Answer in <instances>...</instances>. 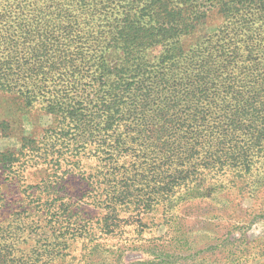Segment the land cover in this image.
<instances>
[{
    "label": "trees",
    "instance_id": "1",
    "mask_svg": "<svg viewBox=\"0 0 264 264\" xmlns=\"http://www.w3.org/2000/svg\"><path fill=\"white\" fill-rule=\"evenodd\" d=\"M0 94L53 117L0 152L45 171L8 222L0 193V264H79L75 241L85 264H190L182 209L248 197L264 219V0H0ZM216 246L191 264H264V238Z\"/></svg>",
    "mask_w": 264,
    "mask_h": 264
},
{
    "label": "rangeland",
    "instance_id": "2",
    "mask_svg": "<svg viewBox=\"0 0 264 264\" xmlns=\"http://www.w3.org/2000/svg\"><path fill=\"white\" fill-rule=\"evenodd\" d=\"M219 21L218 18L213 19L208 29L213 30ZM116 58H118L117 55H111L112 63ZM2 122L4 123L1 124ZM52 122L53 117L40 109H31L30 112L19 111L17 101L12 95L0 94V152L10 150L17 152L22 147L24 136H39L43 133L44 128L53 124ZM39 169L40 166H32V157H28L24 165L16 163L13 167H0V193L4 199L3 216L6 217L4 219L6 222H8L7 215L10 212L17 213L26 210V208L30 209L31 205L27 204L29 199L25 200V195L32 192V187H30L32 182H36L37 179L45 175V171ZM69 177L71 180L67 192L63 194H67L68 198L79 200L82 189L79 184L81 180L78 176L70 175ZM234 204L237 205L228 208H213L211 204L202 203L188 210L180 211L184 229L191 231L192 237H190L191 241L189 238L188 244L182 242L178 247L179 261L191 264L199 258L206 260L220 258L223 255L224 244L221 247H215V245L224 243L227 236L240 240V243H243L245 236L250 240L264 238V219L257 217L258 213L250 210L254 206V200L244 197L234 201ZM84 207L89 206L84 205ZM92 211L90 209L88 213H92ZM206 214L209 215L206 217ZM164 231L165 226L162 225L158 234H163ZM106 242L109 241L106 240ZM121 247L120 251L122 252H118V254L111 252L109 258L105 257L107 264H137L136 262L140 260L152 258L139 250ZM80 250H82L81 241H75L69 251L77 255L76 261L81 259L79 264H85L87 256H82ZM69 262L70 255L65 258L57 257L51 264H69Z\"/></svg>",
    "mask_w": 264,
    "mask_h": 264
}]
</instances>
